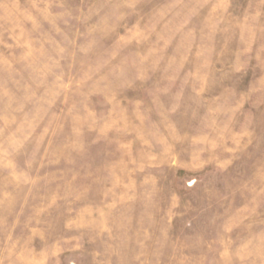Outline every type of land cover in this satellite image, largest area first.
Here are the masks:
<instances>
[{
	"label": "rangeland",
	"instance_id": "1",
	"mask_svg": "<svg viewBox=\"0 0 264 264\" xmlns=\"http://www.w3.org/2000/svg\"><path fill=\"white\" fill-rule=\"evenodd\" d=\"M0 264H264V0H0Z\"/></svg>",
	"mask_w": 264,
	"mask_h": 264
}]
</instances>
